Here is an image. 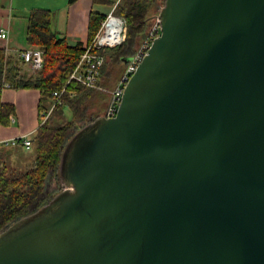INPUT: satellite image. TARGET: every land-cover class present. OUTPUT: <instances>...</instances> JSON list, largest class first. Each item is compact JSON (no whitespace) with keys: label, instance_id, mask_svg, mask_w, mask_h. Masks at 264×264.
<instances>
[{"label":"water","instance_id":"water-1","mask_svg":"<svg viewBox=\"0 0 264 264\" xmlns=\"http://www.w3.org/2000/svg\"><path fill=\"white\" fill-rule=\"evenodd\" d=\"M156 12L116 116L66 142L62 189L0 233V264H264V0Z\"/></svg>","mask_w":264,"mask_h":264},{"label":"trees","instance_id":"trees-1","mask_svg":"<svg viewBox=\"0 0 264 264\" xmlns=\"http://www.w3.org/2000/svg\"><path fill=\"white\" fill-rule=\"evenodd\" d=\"M108 3L115 7L114 13L125 19L127 31L125 40L113 47L111 52L101 50L106 56L105 64L117 63L121 58L133 55L157 13L156 10L150 12L157 0ZM107 15L91 13L86 43L94 39ZM51 19L52 13L48 9H33L29 12L27 43L45 47L43 67L35 74L25 70L16 53L9 54L4 47H0V123L8 125L9 116L15 111L14 104L2 101L6 88L38 90L41 120L38 129L30 136V148L22 144L10 146L0 143V233L16 220L36 211L62 189L58 169L66 142L79 128L101 114L98 110H92L98 109V103L93 99L97 88L86 87L75 80L68 82L86 43L69 44L52 30ZM63 89L61 103L53 108L43 122L42 113L47 112L52 105L47 103L48 100L54 99L53 92ZM66 109L70 110L71 117L66 116ZM26 151L33 153L31 158L26 156Z\"/></svg>","mask_w":264,"mask_h":264},{"label":"crops","instance_id":"crops-1","mask_svg":"<svg viewBox=\"0 0 264 264\" xmlns=\"http://www.w3.org/2000/svg\"><path fill=\"white\" fill-rule=\"evenodd\" d=\"M109 1L118 3L120 0H0V28L8 31V38L0 39V47L9 54L35 47L27 43L28 16L33 9L50 10L52 30L69 44L86 43L91 13L109 14L114 8ZM39 99L36 89H4L2 101L14 104L15 111L10 114L8 125L0 123V140L35 133L41 124Z\"/></svg>","mask_w":264,"mask_h":264},{"label":"built area","instance_id":"built-area-1","mask_svg":"<svg viewBox=\"0 0 264 264\" xmlns=\"http://www.w3.org/2000/svg\"><path fill=\"white\" fill-rule=\"evenodd\" d=\"M113 11L114 8L102 21L101 27L94 39L91 42L85 44V50L81 54L79 62L74 68L68 82L75 80L86 87L102 89V86L99 85V80L102 67L106 61V56L101 53V50L120 45L125 40L127 31L125 19L119 15H115ZM112 22L113 26L110 28ZM161 30V18L156 13L140 45L138 46L135 53L127 61L119 80L109 93V100L106 103L104 112L107 117L110 118L116 116L123 96L124 88L126 87L134 72L137 70L139 64L142 62L154 40L161 35ZM7 38L8 31L4 28H0V39ZM16 55L31 72L36 73L43 67V50L40 47H29L19 50L16 52ZM64 90L65 89H63L61 92H53L54 99L50 109L47 112L45 111L42 113L43 122L48 118L53 108L58 103H61L60 97ZM12 120H14V118H12ZM0 143L10 146L22 144L25 148H30L31 138L30 135H25L0 140Z\"/></svg>","mask_w":264,"mask_h":264},{"label":"rangeland","instance_id":"rangeland-1","mask_svg":"<svg viewBox=\"0 0 264 264\" xmlns=\"http://www.w3.org/2000/svg\"><path fill=\"white\" fill-rule=\"evenodd\" d=\"M164 0H157V3L153 5L152 10L150 11L151 13L155 12L156 10V5L159 3H163ZM109 9H111V7H109ZM115 9V7H114ZM114 13V11H113ZM115 15H117V13L115 12ZM108 52H111L112 48H105ZM132 55H130L129 57H123L120 59L119 62L117 63H106L105 66L103 67V70H101V76H100V81H101V88L102 89H98V91L95 93V99L98 103V109H92L93 111L98 110L97 112L101 113L100 115H103L105 112V106L106 103L109 100V93L110 91L115 87L117 81L119 80L125 65L127 63V61L130 59ZM25 70H27L29 73L31 74H35V72H31L29 70L28 67H26L24 65ZM48 104H52L53 100H48L47 102ZM66 116L67 117H71V113L69 109H66ZM99 115V116H100ZM23 153V151L21 152ZM26 156H28V158L33 155V153L30 151H26Z\"/></svg>","mask_w":264,"mask_h":264},{"label":"bare ground","instance_id":"bare-ground-1","mask_svg":"<svg viewBox=\"0 0 264 264\" xmlns=\"http://www.w3.org/2000/svg\"><path fill=\"white\" fill-rule=\"evenodd\" d=\"M112 26H113V22L111 23L110 28H112Z\"/></svg>","mask_w":264,"mask_h":264}]
</instances>
